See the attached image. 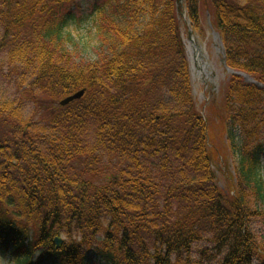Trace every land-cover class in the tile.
<instances>
[{
  "label": "trees",
  "instance_id": "trees-1",
  "mask_svg": "<svg viewBox=\"0 0 264 264\" xmlns=\"http://www.w3.org/2000/svg\"><path fill=\"white\" fill-rule=\"evenodd\" d=\"M80 7L0 0L13 89L0 95V253L13 264H264V89L236 74L225 88L235 175L222 191L213 168L225 156L182 36L209 14L225 65L264 84V0H96L87 56L71 32Z\"/></svg>",
  "mask_w": 264,
  "mask_h": 264
},
{
  "label": "rangeland",
  "instance_id": "rangeland-1",
  "mask_svg": "<svg viewBox=\"0 0 264 264\" xmlns=\"http://www.w3.org/2000/svg\"><path fill=\"white\" fill-rule=\"evenodd\" d=\"M96 0H80V18H83L77 23V26L72 29L73 40L78 43L77 47L73 46L72 49H77L81 56H87V53H91L92 47L95 44V29L92 25L91 14L95 8ZM91 17V18H90ZM211 16L205 14L203 17L202 29L200 31H194L189 22L187 25L183 23V37L185 42V48L187 53V59L189 62L190 77L193 87V94L196 98L198 107L203 110L204 117H207L211 121V138L214 140V145L219 148L222 156H225L219 160V163L214 166L216 173V179L219 185V189L227 192L233 186L232 175L234 172V162L232 156L226 151L227 143L225 141L223 125L220 120L223 107V95L225 94V88L229 83L234 72L229 69L224 62V46L219 33L211 24ZM193 30V32L191 31ZM191 32V35L189 34ZM194 40V42L192 41ZM198 46L202 50L203 65L201 69L194 62V52L196 53L194 46ZM72 46V45H71ZM7 73L0 72V95L13 93L12 86ZM238 75L242 83L252 84L257 88L264 89V84L255 78V76L242 73ZM227 89V88H226ZM215 103L216 109H212L213 103ZM212 107V108H211ZM32 107L27 105L28 115L31 113ZM27 115V116H28ZM224 154V155H223ZM226 164H225V162ZM236 182V181H235ZM0 264H13L6 256L0 254ZM97 264H106L104 261H100Z\"/></svg>",
  "mask_w": 264,
  "mask_h": 264
},
{
  "label": "water",
  "instance_id": "water-1",
  "mask_svg": "<svg viewBox=\"0 0 264 264\" xmlns=\"http://www.w3.org/2000/svg\"><path fill=\"white\" fill-rule=\"evenodd\" d=\"M85 91L84 90H80L76 93H74L71 96L66 97L65 99H63L60 104L61 105H67L68 103H71L72 101L76 100V99H80L83 95H84ZM58 243L61 242V240H57Z\"/></svg>",
  "mask_w": 264,
  "mask_h": 264
},
{
  "label": "bare ground",
  "instance_id": "bare-ground-1",
  "mask_svg": "<svg viewBox=\"0 0 264 264\" xmlns=\"http://www.w3.org/2000/svg\"><path fill=\"white\" fill-rule=\"evenodd\" d=\"M194 46V49L196 51V53L194 52V62L197 63V66L201 69L202 65H203V59H202V50L201 48H198V46Z\"/></svg>",
  "mask_w": 264,
  "mask_h": 264
}]
</instances>
